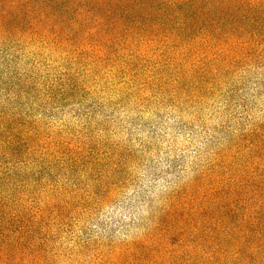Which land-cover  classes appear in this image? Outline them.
<instances>
[{
  "label": "rangeland",
  "instance_id": "374dc122",
  "mask_svg": "<svg viewBox=\"0 0 264 264\" xmlns=\"http://www.w3.org/2000/svg\"><path fill=\"white\" fill-rule=\"evenodd\" d=\"M182 33L136 56L126 85L123 69L107 80L109 64L96 75L88 49L28 39L0 41V76L11 74L1 64L9 61L35 77L36 116L99 141L101 158L117 166L119 195L90 232L141 238L146 264H264V0H212L191 44L188 23ZM63 71L84 91L67 99L56 89L48 102L41 76L63 80Z\"/></svg>",
  "mask_w": 264,
  "mask_h": 264
},
{
  "label": "trees",
  "instance_id": "16d2710c",
  "mask_svg": "<svg viewBox=\"0 0 264 264\" xmlns=\"http://www.w3.org/2000/svg\"><path fill=\"white\" fill-rule=\"evenodd\" d=\"M205 6L212 7V0H0V41L88 49L96 75L109 64L107 80L123 69L126 85L137 77L135 57L158 40L179 42L187 23L191 44ZM4 63L11 74L0 76H7L0 88L6 97L0 101V264H146L141 238L114 242L90 232L119 195L120 186L111 180L117 166L101 158L99 141L92 145L36 116L30 94L37 80ZM61 76H41L48 102L58 101L56 89L67 99L83 90L71 72ZM90 174L98 179L78 181Z\"/></svg>",
  "mask_w": 264,
  "mask_h": 264
}]
</instances>
